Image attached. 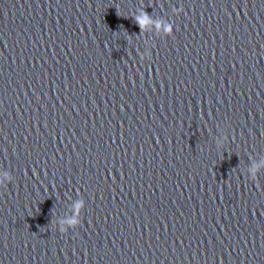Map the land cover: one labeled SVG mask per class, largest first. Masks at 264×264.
Listing matches in <instances>:
<instances>
[{"label":"water","instance_id":"1","mask_svg":"<svg viewBox=\"0 0 264 264\" xmlns=\"http://www.w3.org/2000/svg\"><path fill=\"white\" fill-rule=\"evenodd\" d=\"M2 171L0 264H226L0 98Z\"/></svg>","mask_w":264,"mask_h":264},{"label":"clouds","instance_id":"2","mask_svg":"<svg viewBox=\"0 0 264 264\" xmlns=\"http://www.w3.org/2000/svg\"><path fill=\"white\" fill-rule=\"evenodd\" d=\"M147 19H148V17L146 15L144 16V19H141L140 17H137V22L141 25V28H144L145 27V21ZM260 166L261 165H257L255 168L252 169V176H253V178H255L256 173L258 172ZM10 178H11L10 177V174L7 171L0 172V182H3L5 180H9ZM84 206L85 205H84V201L83 200L77 201L76 207L83 209ZM79 223H80V221H79V217L78 216L76 217L75 222L74 223H71V224H68L66 222L60 221L59 222V224H60V230L62 232L63 231H67L69 227H71V228L72 227H75Z\"/></svg>","mask_w":264,"mask_h":264}]
</instances>
